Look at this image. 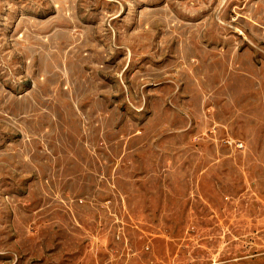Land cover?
Here are the masks:
<instances>
[{"label": "rangeland", "instance_id": "obj_1", "mask_svg": "<svg viewBox=\"0 0 264 264\" xmlns=\"http://www.w3.org/2000/svg\"><path fill=\"white\" fill-rule=\"evenodd\" d=\"M0 264H264V0H0Z\"/></svg>", "mask_w": 264, "mask_h": 264}]
</instances>
